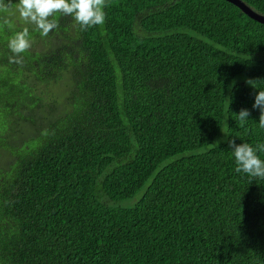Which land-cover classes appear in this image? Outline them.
<instances>
[{"label":"trees","instance_id":"1","mask_svg":"<svg viewBox=\"0 0 264 264\" xmlns=\"http://www.w3.org/2000/svg\"><path fill=\"white\" fill-rule=\"evenodd\" d=\"M106 5L47 37L0 19V264H264V179L228 144L264 143V24L226 0Z\"/></svg>","mask_w":264,"mask_h":264},{"label":"clouds","instance_id":"2","mask_svg":"<svg viewBox=\"0 0 264 264\" xmlns=\"http://www.w3.org/2000/svg\"><path fill=\"white\" fill-rule=\"evenodd\" d=\"M106 0H16L13 7L12 0H0V19L4 16L18 15L19 21L25 25H33L42 37H47L50 31L59 27L55 17H72L81 31L103 25L105 23ZM8 19H4L7 24ZM8 49L13 53L9 56V62L23 64V57L20 55L31 47V37L28 27L15 31L7 41ZM247 83L256 87L252 80ZM253 108L260 109L259 127L264 129V90L255 94ZM250 113L247 109H241L237 114L239 126H243ZM232 149L235 162V171L244 173L249 177L264 179V159H261L258 152L264 153V143L258 142L252 146L248 142L236 144L234 140H228Z\"/></svg>","mask_w":264,"mask_h":264},{"label":"water","instance_id":"3","mask_svg":"<svg viewBox=\"0 0 264 264\" xmlns=\"http://www.w3.org/2000/svg\"><path fill=\"white\" fill-rule=\"evenodd\" d=\"M233 5L237 6L244 14H246L248 17L264 24V15L256 12L249 6H247L242 0H226Z\"/></svg>","mask_w":264,"mask_h":264},{"label":"rangeland","instance_id":"4","mask_svg":"<svg viewBox=\"0 0 264 264\" xmlns=\"http://www.w3.org/2000/svg\"><path fill=\"white\" fill-rule=\"evenodd\" d=\"M19 23V22H18ZM33 47L35 48V49H41V47H39V42H34L33 44ZM252 90H254V89H252Z\"/></svg>","mask_w":264,"mask_h":264}]
</instances>
